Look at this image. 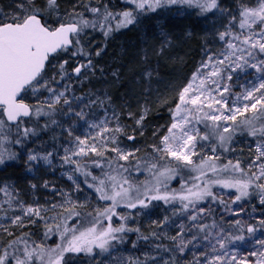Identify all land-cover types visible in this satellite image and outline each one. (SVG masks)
<instances>
[{
  "label": "rangeland",
  "instance_id": "rangeland-1",
  "mask_svg": "<svg viewBox=\"0 0 264 264\" xmlns=\"http://www.w3.org/2000/svg\"><path fill=\"white\" fill-rule=\"evenodd\" d=\"M113 2V0H58L59 16L65 21L66 14L73 9L86 14L89 20L97 19L88 11V8L97 7L101 10L98 18L100 23L104 21L105 9L114 14L132 11L136 20L128 25L130 29L125 30L128 27H121L118 30L122 31L113 33L114 39H110L107 45L106 39L100 40V43L98 41L102 30L98 23V28L95 29L99 31V35L92 32L93 35L88 33L86 37V40L90 38V45L87 46L94 43L95 49L84 47L87 55L58 54L49 60L43 77L50 80L55 76V81L49 86L57 93L64 92L65 96L55 105L51 117L33 116L31 124L22 125L32 128L33 124H37L36 134L30 135L23 146L6 143L9 151L17 153V156L0 164V189H5L8 193L6 195L5 191H0V255L7 251L9 264H15L12 259L14 255H21L23 250L21 240H27L29 247L43 245L45 249L54 248L62 243L60 232L65 226L75 227L79 231L91 227L97 210H103L111 205L110 200L100 199V193L96 192L95 186H98L100 179L106 180V175L116 174L113 171L117 165L116 154L110 149L117 145L111 143L110 137L113 135L111 132L103 134L102 142L100 127L114 129L119 124L124 132L115 133L118 146L125 151L139 150L136 151V158L119 163L130 169L125 175H128L134 185L140 187V198L148 202L143 183L151 181L152 177L143 168L139 172L135 171L137 159L142 162H156L159 156L163 155L154 152L153 146H161V138L168 134L179 92L188 84L197 69H200L202 74L213 71L211 64L207 68H201V64L207 63L209 56L213 57V63H217L223 60L229 51L235 52L230 60H225L222 65L217 64L221 70V77L218 78L220 88L213 93L220 99L217 93L222 92L229 107L242 108L243 104L249 103L243 99V95L254 85L258 86L260 79L264 78V71L258 72L256 68L251 67L253 64L261 66L260 61H264V53H261L258 47L251 48L250 44L242 43L245 37L253 32L257 34L256 39L259 40L260 28L264 26L257 23L251 29L247 26L240 27V6L255 7L256 0H218L220 8L206 13H201L199 8L187 4L164 5L155 11L137 12L130 0H118L116 7L112 5ZM20 3L21 0H0L2 14L0 21L11 22L10 17L15 14L16 6ZM232 17L236 19L233 20ZM44 19L53 27L58 23L55 13L51 16L46 14ZM115 21L119 22L117 19H114ZM223 32H228L229 35L221 40L219 34ZM236 36H239V39H235ZM229 42L235 44L236 48L228 49ZM98 49L104 54L96 58L94 54ZM249 49L251 56L248 55ZM69 57L74 59L70 60ZM65 60L68 61L65 66L67 75L61 79L58 66ZM89 60L91 67L83 68L78 75L72 71L79 64H87ZM237 64L242 67H236ZM225 86L228 88L226 92ZM212 87L215 88V85ZM260 94L254 93L257 97ZM49 97L50 93L45 89H40L36 94L29 89L23 92L20 99L29 105H38ZM64 99L69 103L65 104ZM93 101L95 103H92ZM233 101L237 103L233 105ZM205 111L210 110L205 108ZM77 113H83V116ZM227 114L229 113L225 112V115ZM141 115H144V120L142 124L137 125L136 120ZM244 116L251 117V110ZM243 118L238 116L237 122ZM0 119H4V116L0 115ZM52 120L56 123L53 124ZM102 121L104 124H101ZM206 123L211 124V121ZM92 124L98 127L93 128ZM193 124L199 129L201 136L209 131L205 127V122L193 121ZM45 125L48 126L44 127ZM5 131L11 140H15V125L11 126L10 132L8 129ZM128 136H134L135 139L129 140ZM76 137L87 139L89 146L96 144L101 150L104 148L108 150L103 156H97L96 153L88 152L86 148L87 155H73L75 163H65L63 157L77 150ZM258 143L260 137L249 136L243 128L237 129L233 139L224 147L220 146L216 138L198 141L196 155L192 157L196 164H199L201 159L219 157L215 161L218 172L213 174L204 168L205 175L200 179H195L200 177V172L193 170L191 165L185 166L183 162L175 161L171 157L159 160L162 167L175 171L171 179L163 180L166 188L161 187L160 193L153 190L147 196L163 195L166 192L176 199H170L168 203L163 200H151L147 208L138 205L134 209H129L124 202H120L115 209L117 214L112 217V225L115 227L124 224L126 228H139L140 231H125L119 234L123 240L112 241L106 252L93 246V252L90 254L67 253L66 264H129L135 257V246H127L126 236L132 233L138 237L141 234L153 236L152 233H156L154 237L171 243L167 255H161L157 259L150 258L147 251H141L140 262L144 264H209V261L218 255L224 259L214 264H227L233 254L236 256L237 264L241 258H246L247 264H255L260 258L259 253L264 252V247L257 244L258 240H264V226L260 224V221L264 220L261 213L264 208H261V211L257 208L264 204L260 201L261 190L256 187L257 184H264V178H259V166L264 164V157L257 159ZM214 145L215 152L212 151ZM65 149L69 150L68 153ZM28 150L41 155L51 152V163L43 160L28 162ZM238 160L245 175L242 176L231 168L227 171L220 170L228 161L235 164ZM77 165L80 166L79 171L76 170ZM93 177L97 179L94 180ZM249 177H254L249 195L239 201L235 200L238 195L235 188L211 184L215 200L206 197L204 200L196 201L194 206L190 205L187 210H182L183 203L188 201L182 202L179 197L187 195V190L193 188V184L202 188L205 181H235ZM108 191L110 195L111 190ZM131 195L135 199L136 192L133 191ZM28 206L40 208V217L25 215L23 209ZM68 209L80 213V216H72L69 219ZM193 215L196 216L195 220L190 219ZM17 216L22 218L23 226L13 223ZM121 216L127 219L121 220ZM165 217L168 218L166 221ZM99 219L100 223L96 225L98 231L108 224L105 217ZM236 221H240V224L237 225ZM57 225H60L59 230ZM201 225L209 227L201 230ZM248 226H253L256 231L248 233ZM48 228L52 231L45 235ZM241 235L245 238L242 241L231 239ZM173 236H177V241L170 239ZM205 236L209 238L206 240ZM180 239L187 245L183 252L177 247ZM217 240H223L225 247L221 248ZM13 241L16 243L12 244ZM253 252L257 255H251Z\"/></svg>",
  "mask_w": 264,
  "mask_h": 264
},
{
  "label": "snow or ice",
  "instance_id": "snow-or-ice-1",
  "mask_svg": "<svg viewBox=\"0 0 264 264\" xmlns=\"http://www.w3.org/2000/svg\"><path fill=\"white\" fill-rule=\"evenodd\" d=\"M130 2L135 5L137 12L155 11L157 8L164 5L174 4L194 5L199 8L201 13L211 12L213 9L220 8L218 0H130ZM88 11L93 13L97 19L89 20L84 17L83 13L76 12L75 9H73L66 14L67 20L65 21L64 18L59 16L58 0H21V3L16 6L15 14L10 17L11 22L0 21V115L6 117V120L0 119V164H3L6 159H15L17 156V153L9 151L5 146L6 143H15L23 146L30 135L36 134V129L26 126L22 127V125L25 124V119H30L33 116L51 117L55 110V105L65 96L64 92L57 93L54 88L49 86L51 82L55 81V76L51 77L50 80H46L43 77L46 62H49L50 56L58 51L67 52L73 45L77 48V51L72 53L73 56L78 53L87 55L81 45V33L84 32L85 29L96 28L98 23L101 28H105V24L100 23L98 19L101 15L100 8H88ZM53 13L57 15L58 20L55 27L49 25L44 19L46 14L51 16ZM239 16L241 28L247 26L251 29V27L257 23L264 26V0H256L255 7L241 5ZM112 19H117L119 21L116 25V28L119 29L133 24L136 20V16L132 11L114 14L105 9L103 20L110 21ZM232 19L235 20L236 17H232ZM111 30L109 24L104 35H109ZM228 35V32L219 34L221 40H224ZM256 35L257 34L253 32L250 36L245 37L242 43L250 44L251 48L258 47L259 51L264 53V27L260 28L259 40L256 39ZM235 39H239V36H236ZM227 48L235 49L236 45L229 42ZM241 51L243 50L241 49ZM251 54V50L249 49L248 55L251 56ZM97 55H99V52H97ZM234 55L235 52L229 51L227 55L224 56V59L219 60L217 63H213V57L209 56L208 62L201 64V68H207L209 64H211L213 71L202 74L200 69H197V71L193 73L188 84L185 85L178 94V103L173 111V122L167 130L168 134L161 138V146H153L154 152L163 154L159 156V160L171 157L175 161L183 162L185 166L191 165L193 170L199 171L200 177H196L195 179H200L205 175L203 171L204 168H207L208 171L213 174L218 172L215 161L218 160L219 157L201 159L199 164H196L192 159V157L196 155L195 148L198 141H209L212 138H216L220 146L224 147L233 139V134L237 129L243 128L247 131L249 136L260 137V143L257 145V152L259 153L257 159L264 157V78L260 79L258 86L254 85L243 95V99L249 101V103L243 104L242 108L229 107L227 100L223 98L222 92L217 93V95L221 97L220 99H217L216 95L213 94L216 92V89L220 88L218 78L221 77V70L217 64L222 65L225 60H230ZM240 59H243V57H240ZM67 63L68 61L65 60L58 66L61 79L67 75L65 67ZM245 63H247V61H245ZM260 65L264 66V61H260ZM261 66L256 64L251 65V67L256 68L258 72L264 71V67ZM87 67H91L90 60L87 64H79L72 71L78 75L83 68ZM236 67H242V65L237 64ZM229 79H231V76H229ZM197 81H199V83H196ZM209 81H211L210 84L208 83ZM212 85H215V88H213ZM29 89H31L33 94H36L40 89H45L50 93V97L46 98L41 104L29 105L24 103L22 99H18L22 92ZM224 91H228L227 86L224 87ZM254 93L261 94L257 97ZM63 102L65 104L69 103L67 99H64ZM92 103H95V101ZM236 103L237 101H233V105ZM45 105L47 110H45ZM205 108L210 111H205ZM249 110H251L252 116H244ZM146 111L147 110H145V114ZM225 112L229 114L225 115ZM77 115L83 116V113H77ZM238 116L244 118L237 122ZM143 120L144 115H141L140 118L136 120L137 125L142 124ZM193 121L205 122V127L208 128L209 131L201 136L199 129L194 126ZM207 121H211V124L206 123ZM9 122H11V124ZM51 122L53 124L56 123L55 120ZM222 122L231 123L223 124ZM12 124L15 125L16 129L15 140H11L8 132L5 131V129H8L10 132ZM101 124H104V122L102 121ZM47 126L48 125H45L44 127ZM91 127L95 128L98 127V125L92 124ZM177 130H179L178 133ZM107 132L113 133L110 140L111 143L117 145L110 149L111 152L116 154L115 159L117 165L116 169L113 170L116 174L106 175V180L100 179L98 181V186H95V190L97 193H100V199L110 200L112 202L111 205L103 210H97L96 217L91 227L79 231L75 227L69 228L65 226L63 231L60 232L62 243L57 244L54 248L45 249L43 245L29 247L27 240H21L23 244L21 255H14L12 257L15 264H66L65 256L67 253L83 252L90 254L93 252V246L106 252L112 241L123 240V237L119 234L125 231H140L139 228H126L124 224L115 227L112 225V217L117 214L115 209L120 202H124L129 209H134L138 205L142 208H147L151 200H163L165 203H168L170 199H176L175 196L170 197L166 192L163 195L157 194L150 197L147 196V194L153 190L156 193H160L161 187L166 188L167 185L163 183V180L171 179L172 173L175 170L162 167L159 160L156 162H142L137 159L135 171L139 172L143 168L148 171L152 177L151 181H145L143 183L145 197L148 202H146L145 199H141L139 195L140 187L134 185L130 181L128 175H125L130 172V169L125 167L124 164L119 163V161H129L130 159L136 158V151L139 150L125 151V149L118 146L115 133L122 134L124 132L123 127L119 124H117L114 129L100 127L102 142L104 141L103 134ZM75 139L77 142V150L71 155L66 154L63 157L65 163H75L72 159L73 155L82 156L87 155L88 152H92L96 153L97 156H103L105 151L108 150L107 148L101 150L96 144L89 146L87 144V139H81L80 137H76ZM128 139L134 140L135 137L128 136ZM86 148L88 152L85 151ZM215 150L216 148L214 145L212 151L215 152ZM68 151V149H65L66 153H68ZM51 156V152L41 155L40 153L28 150L27 160L28 162L43 160L50 164ZM109 166H111V161H109ZM259 167V178H264V164H261ZM229 168L234 172L241 173L242 176L245 175L243 169L240 167L239 160L235 164H233L232 161H228L220 170L227 171ZM76 170H80L79 165H77ZM253 178L254 177H249L247 179L235 181H205L202 188L193 184V188L187 190V195H181L179 197L182 202L188 201V203H183L182 210H187L190 205L194 206L196 201L204 200L206 197H211L215 200L216 196L211 190V184H223L224 187L235 188L238 192L235 200L239 201L242 197H247L249 195V188ZM69 179H71V177H69ZM93 179L96 180L97 178L93 177ZM46 185L47 182H45V186ZM150 185H154V187ZM33 187H35V185H33ZM89 187H93V185H89ZM256 187L261 190L260 201L264 204V184H257ZM77 188H79V185H77ZM108 189L111 190L110 195ZM0 191H5V194H8L5 189H0ZM133 191L136 192L135 199L131 195ZM10 202L9 200V203ZM53 207L55 208L56 205H53ZM23 211L25 215L37 217H40L41 213L40 208H33L31 206L24 208ZM67 211L69 219L72 216H80V213L72 209H68ZM200 211H203V209H200ZM100 217H105L108 224L98 231L96 225L100 223ZM120 219L126 220L127 217L121 216ZM167 219L168 218L165 217V221ZM190 219L195 220L196 216L193 215ZM34 222L35 221H33V223ZM13 223H18L23 226V221L20 216L15 217ZM236 224L239 225L240 221H236ZM260 224L264 226V220L260 221ZM207 227L209 226H200L201 230ZM59 228L60 225H57V230H59ZM51 231L52 229L48 228L45 235ZM181 231H183L182 225ZM221 231H223V229H221ZM247 231L252 234L256 229L253 226H248ZM152 235L155 236L156 233H152ZM209 235H211V233H209ZM208 238V236H205L206 240ZM143 239L147 240L148 237L144 236ZM170 239L175 242L177 241V236H173ZM231 239L242 241L245 238L241 235L232 237ZM15 243V241L12 242V244ZM188 243H190V241ZM217 243L221 248L225 247L223 240H217ZM257 244L264 247V240H258ZM186 246L185 241L180 239L177 244L179 250L183 252ZM157 247L161 246L157 245ZM213 249L215 250V246H213ZM8 255L9 253L7 251H5L3 255H0V264H9ZM224 255L226 256L227 253ZM251 255L256 256L257 253L253 252ZM259 257L260 258L255 261V264H264V252L259 253ZM223 259V256H215L209 261V264L220 262ZM131 264H139V261L131 262ZM227 264H237L235 254L232 255L231 260L228 261ZM239 264H247L246 258H241Z\"/></svg>",
  "mask_w": 264,
  "mask_h": 264
},
{
  "label": "trees",
  "instance_id": "trees-1",
  "mask_svg": "<svg viewBox=\"0 0 264 264\" xmlns=\"http://www.w3.org/2000/svg\"><path fill=\"white\" fill-rule=\"evenodd\" d=\"M114 2H113V4L112 5H115L116 3H118V0H113ZM117 5H115V7H116ZM83 15H84V17H86V14H84L83 13ZM146 21V20H145ZM102 23H104L105 24V28H102V30L100 31V33H101V38L98 40L99 41V43H100V40H102V39H106V41H105V45H107V43H108V41L111 39H114L113 38V33H115V32H120V31H122V30H116L115 28H116V25H117V23L118 22H114V19H112V20H110V21H103ZM110 24V26H111V32L109 33V35H107V36H105L104 35V32H105V30H107V26ZM98 27H99V25H98ZM97 27V28H98ZM128 27V26H127ZM128 29H130V27H128V28H126L125 30H128ZM103 31V32H102ZM92 32H97L96 33V35L98 36L99 35V31H97V29H93V28H91V29H85L84 30V32H82L81 33V35H80V40H81V45L83 46V48L85 47H90L91 49H95L96 47L94 46V43H92L93 45L92 46H87V45H90L89 44V42H90V38H88L87 40H86V37L88 36V33L89 34H91V35H93L92 34ZM85 50V49H84ZM77 51V48H76V46L75 45H73V46H71V48H69V50L67 51V52H63V51H61V52H59L58 54L60 55H62V54H68V55H72V53L73 52H76ZM97 52H99V55H97V53L96 54H94V55H96V58H98L101 54H104V52L102 51H100L99 49L97 50ZM91 53H93V52H91ZM58 54H56V55H58ZM70 58V60H73L74 58H72V57H69ZM51 59V58H50ZM32 118H28V119H26L25 120V123H27V124H31V122H30V120H31ZM33 127L32 128H34V129H38V126H37V124H33L32 125ZM39 131V130H38ZM236 134H238V133H236ZM257 207V206H256ZM258 208V210L259 211H261L260 209L261 208H264V206H259V207H257ZM262 213V215L264 216V211H262L261 212ZM144 236H147V235H145V234H141V236H139V238H138V236L137 235H135L134 233H132V234H127V236H126V243H127V246L128 247H130V246H135V257H133V259L129 262V264H131V262H134V261H139V264H144V263H141L140 262V260H141V258H140V252L141 251H147L148 253H149V255H150V258H152V259H157V257H159V256H161V255H167V253H168V250H169V248H170V246H171V243L170 242H168V241H165V240H161V239H158L157 237H154V236H147L148 237V239L147 240H145V239H143V237ZM157 245H160L161 247H157ZM153 261V260H152Z\"/></svg>",
  "mask_w": 264,
  "mask_h": 264
},
{
  "label": "water",
  "instance_id": "water-1",
  "mask_svg": "<svg viewBox=\"0 0 264 264\" xmlns=\"http://www.w3.org/2000/svg\"><path fill=\"white\" fill-rule=\"evenodd\" d=\"M70 48H71V47H70ZM59 52H61V51H58L57 53L52 54V55L50 56V58L53 57L54 55L58 54ZM50 58H49V59H50ZM47 64H48V62H46V66H47ZM22 93H23V92H22ZM22 93L20 94V96L18 97V99L21 98ZM4 119L6 120V117H4ZM26 119H28V118H26ZM9 123L11 124V122H9ZM12 125H14V124H12Z\"/></svg>",
  "mask_w": 264,
  "mask_h": 264
}]
</instances>
